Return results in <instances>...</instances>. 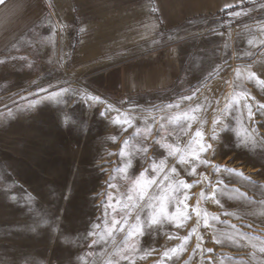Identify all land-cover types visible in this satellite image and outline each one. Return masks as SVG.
<instances>
[{"label":"rangeland","instance_id":"1","mask_svg":"<svg viewBox=\"0 0 264 264\" xmlns=\"http://www.w3.org/2000/svg\"><path fill=\"white\" fill-rule=\"evenodd\" d=\"M191 30L180 79L146 95L106 92L79 45L44 20L0 56V264H264V0ZM197 130L216 154L191 174L195 162L179 160H191ZM205 176L223 181L214 199ZM178 180L193 185L188 205L201 201L199 223L190 208L183 223L151 225L160 197L169 213L183 197Z\"/></svg>","mask_w":264,"mask_h":264},{"label":"crops","instance_id":"2","mask_svg":"<svg viewBox=\"0 0 264 264\" xmlns=\"http://www.w3.org/2000/svg\"><path fill=\"white\" fill-rule=\"evenodd\" d=\"M245 1L0 0V56L44 20L67 34V48L79 45L86 57L81 61L101 77L106 92H164L182 76L183 49L197 36L191 25L238 9ZM100 48L115 50L101 56L95 52ZM117 49L132 52L121 58L124 51ZM101 57L107 64L100 69Z\"/></svg>","mask_w":264,"mask_h":264},{"label":"snow or ice","instance_id":"3","mask_svg":"<svg viewBox=\"0 0 264 264\" xmlns=\"http://www.w3.org/2000/svg\"><path fill=\"white\" fill-rule=\"evenodd\" d=\"M230 6H232V5H225L224 7H225V9H227ZM237 15H238V13H237ZM252 75L255 76L254 73ZM257 108H258V110L261 111L262 114H264V105L257 104ZM246 114H247V117H248L249 120H251L252 117L255 115V113L252 110V106L251 105L247 106V113ZM102 115H106V113H102ZM252 131H254V129ZM209 139L210 140H217L218 139L217 134L215 133V131L212 133V135H211V137H209ZM192 143H194L196 145V147L193 149V155H192L191 160H185L184 156L181 155L179 163L184 164V163H193V162H195L194 166L190 170L191 174H195V166L196 165L201 164V163H203L205 165H208V164L211 163L210 160L201 159L200 154L204 153V152H207L209 150L212 151L213 155H215L216 153H215V149L213 148V145L211 143L207 142L204 139L203 133L200 130H197V132L195 133V138H194ZM170 154L171 155H176V152L173 151ZM212 167H213L214 171L217 172V173L221 172V171H226V172H229V173H235L236 175H242V173H236L234 169H227V168L221 169L219 166L214 165V164L212 165ZM153 171L156 172L157 176H159L160 172H163L164 169L160 168L159 170H157L156 166L154 165L153 166ZM169 171H170V173H173L176 176L179 175V172H178L177 168L174 165L169 169ZM141 175H144V174L141 173ZM201 175L204 176V174H201ZM163 179H164V181H168L169 180V174L166 173L164 175ZM204 179L208 180V184L212 187L213 191L209 195H210L211 198L214 199L215 195H216V191H217L216 185L222 184L223 181L217 180L216 181V185H213L212 181L208 177L205 176ZM156 183H157L156 179L153 178V179H151L150 181L147 182V186L149 188H151V186L156 184ZM157 187H160V185H157ZM192 187H193L192 184H188L184 180H178L176 182V187L174 189V192L175 193H179L181 191V188H182L184 190L183 197L182 198H177L176 204L172 206L173 210H172L171 213H169V211L167 209V206H166L167 197L166 196L160 197L156 201V204L152 206V216H151L150 224L151 225L157 224L158 223V216L162 217L164 219H169L170 217L174 218L176 216H179V223H183V221L185 219L190 218V217L187 216V213H188L190 208H191V211L195 213V215L197 217V223H199L200 217L202 215V211H201V207H200L201 201L198 199L195 207H191L187 203V201L190 199V196L188 194V190H190ZM145 195H147L146 191H140V192H138L137 199L143 200ZM201 196L202 197L204 196L203 190L201 192ZM129 199H131V197H129ZM181 213H183V215H181ZM205 215H206V213H205ZM137 219H139V217H137ZM213 219H217V218L213 217ZM116 223H118V222L117 221H113L114 225ZM125 223H126V221H125ZM174 226H179V225L178 224H174ZM205 226L206 227L208 226L207 222H205ZM122 227H123V225H122ZM195 232H196V229H193V232L189 233V236L185 237V240L190 239L191 236ZM143 234H144V230H143L142 227L139 229V231H135L134 230L133 232L130 233V235H133V236H135V235H141L142 236ZM197 239H198L197 248H200L201 247V243L203 242V238L198 236ZM172 251H175V249H173ZM208 251L211 252L212 249H208Z\"/></svg>","mask_w":264,"mask_h":264}]
</instances>
